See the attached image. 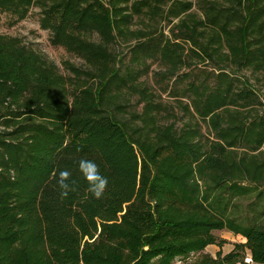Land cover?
<instances>
[{"label": "trees", "instance_id": "obj_1", "mask_svg": "<svg viewBox=\"0 0 264 264\" xmlns=\"http://www.w3.org/2000/svg\"><path fill=\"white\" fill-rule=\"evenodd\" d=\"M164 1L39 3L50 44L83 63L64 64L73 77L0 35V264H244L246 249L264 264V220L229 211L234 198L264 187V105L255 89L264 79V0L181 1L165 12L176 21L167 36L130 30ZM34 2L0 0V11L22 19ZM117 36L136 41L134 64L163 66L160 81L187 68L183 93L168 82L186 123L155 122L159 95L122 64ZM81 158L108 179L99 200L87 191ZM65 168L72 190L62 199ZM221 231L243 241L223 254L228 242L213 234ZM209 246L215 256L200 255Z\"/></svg>", "mask_w": 264, "mask_h": 264}, {"label": "rangeland", "instance_id": "obj_2", "mask_svg": "<svg viewBox=\"0 0 264 264\" xmlns=\"http://www.w3.org/2000/svg\"><path fill=\"white\" fill-rule=\"evenodd\" d=\"M35 2L29 7L24 18L19 19L17 16L11 15L9 13L0 11V35L5 37L18 38L22 45L28 49H31L39 53L44 60L53 64L56 67L57 73L63 77H73V75L65 69L64 64L68 63L76 68H82L83 63L80 59L73 55L67 54L62 48L52 46L50 44V33L48 31H43L39 27L40 18V4L41 2H46V0H34ZM107 1V0H104ZM133 1V0H131ZM186 2V0H165L160 3L159 10L153 12L156 15H149L150 13L145 10L140 14V16L135 17L131 22L130 30L137 31H151L155 29L156 32H161L163 36H167L168 29L171 25L176 23L175 20L166 19V11L172 5H177L178 2ZM182 2V3H183ZM193 3V0H191ZM192 11H195V7H192ZM157 34V33H156ZM91 40H96V37H92ZM136 44V41L130 40L128 38H120L117 36L114 45L112 46L113 51L117 53L122 58L123 65H129L136 71V82L146 83L152 92L159 95V99L155 100L158 103V108L154 112V119L156 123L161 125L173 124L174 128L180 127L181 123H186L187 113L181 110L184 100L173 99L170 96V91L168 90V85H174V92L179 95L186 90L187 87V68H182L176 71V76L168 80V78L160 81V76L156 75L159 69H162V65H157V61L154 63L150 60L145 62L143 65H136L130 61L131 48ZM187 49V44L184 45ZM161 67V68H160ZM204 69V68H203ZM242 74L249 76L248 72H242ZM256 78V77H255ZM255 81V80H254ZM169 82V84H168ZM255 89L262 95V103L264 105V79L261 80L257 78ZM77 84V83H76ZM125 93V92H124ZM182 101V102H181ZM186 103V102H185ZM134 105V104H131ZM127 117V115H124ZM200 133L203 136V141L208 142L210 136H206V130L203 124H199ZM257 191L262 192V195H257L256 192L250 193L247 196L234 198L229 205V211L232 216L240 217L243 214L249 215V217L257 216L264 220V187H260ZM216 237L226 240L228 243L223 246L226 253L231 250L232 243H239L243 240L240 237H234L229 233L224 231L214 232ZM217 248L214 246L206 247V249L200 255H210L215 256ZM200 255H194L186 260V263H190L196 259H199ZM179 264H183L180 262Z\"/></svg>", "mask_w": 264, "mask_h": 264}, {"label": "clouds", "instance_id": "obj_3", "mask_svg": "<svg viewBox=\"0 0 264 264\" xmlns=\"http://www.w3.org/2000/svg\"><path fill=\"white\" fill-rule=\"evenodd\" d=\"M79 172L82 174L83 178L88 184L87 191L92 194V196L99 200L103 197L104 193L108 187V179L101 174L99 166L92 160L81 158L78 161ZM55 175V173H54ZM71 177V171L68 169H62L59 171L57 184L60 188L61 198H66L69 191L72 190L69 183ZM247 243L246 239L244 241ZM246 256L244 259V264H256L250 249H246Z\"/></svg>", "mask_w": 264, "mask_h": 264}, {"label": "crops", "instance_id": "obj_4", "mask_svg": "<svg viewBox=\"0 0 264 264\" xmlns=\"http://www.w3.org/2000/svg\"><path fill=\"white\" fill-rule=\"evenodd\" d=\"M215 248V247H214Z\"/></svg>", "mask_w": 264, "mask_h": 264}]
</instances>
